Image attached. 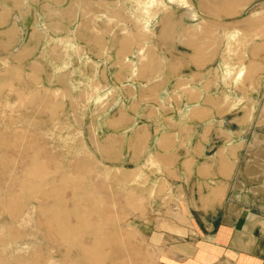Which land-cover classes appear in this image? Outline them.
Listing matches in <instances>:
<instances>
[{
    "label": "rangeland",
    "instance_id": "1",
    "mask_svg": "<svg viewBox=\"0 0 264 264\" xmlns=\"http://www.w3.org/2000/svg\"><path fill=\"white\" fill-rule=\"evenodd\" d=\"M112 1L110 16L101 1L91 2V17L84 11L91 36L107 34V46L98 48L100 40L93 39L87 48L82 43L76 49L82 58L63 65L57 64L56 44L54 57L39 45L43 35L37 22L47 15L45 2L0 1V15L11 17V23L20 20L13 34L15 48L4 42L5 34L10 38L9 27L0 31V200H9V191L20 193L17 180L26 181L27 171L36 166L59 189L43 198L25 194L22 201L13 196L12 205L0 204V258L6 264H96L84 256L85 248L94 251L92 260L100 264H159L140 218L152 212L154 203L174 198L166 190L178 183L168 177L177 165L160 155L157 140L176 130L195 138L217 139L220 134L217 128L205 130L199 121L206 116H197L198 108L184 107L185 100L176 94L180 85L187 91L184 81L174 89V74L188 73L194 80L200 76L197 68H186L191 57L202 59L200 70L213 73L206 89L215 118L225 123L238 116L252 119V138L257 140L252 181L264 189V0L205 1L201 13L191 0H172L175 19L184 29L177 40L180 48L174 50L163 47L159 38L152 49L154 34L145 26L152 23L155 0ZM61 5L70 9L72 1ZM138 6H145L139 14ZM30 39L35 48L25 49ZM71 47L75 50L76 44ZM153 53L161 57L159 64ZM223 60L226 85H243L252 70V97H246L250 114L240 109L247 106L238 104L239 99L215 96ZM241 69L245 75L239 78ZM176 108L182 112L176 114ZM157 186L161 193L153 192ZM62 213L68 214L65 223L77 238L71 252L66 250L72 248L70 241L44 224Z\"/></svg>",
    "mask_w": 264,
    "mask_h": 264
},
{
    "label": "crops",
    "instance_id": "2",
    "mask_svg": "<svg viewBox=\"0 0 264 264\" xmlns=\"http://www.w3.org/2000/svg\"><path fill=\"white\" fill-rule=\"evenodd\" d=\"M36 1L45 2L43 14H47L40 24L37 22V28H41L40 35H43V38L41 36L39 39V45H43L53 56L52 48L56 44L60 53V57L55 56L59 59L57 64L63 65L73 58L81 59L82 54L79 55L77 52L81 50L82 43L86 44L84 48H87L93 40L95 42L100 40L98 48L107 46L109 40L107 34L104 37L98 35L97 39L91 36V23L84 18V14L86 12L87 16L91 17V2L101 1L105 2L106 10L110 8L105 14L110 16L112 0H71L72 7L66 10L62 9L64 5H61V1L64 4L65 0ZM191 1L199 5L201 13L200 4L205 1L222 0ZM155 2L158 4L152 8V23L150 27L145 26L147 32L152 31L154 34L152 49L157 48L156 38H159L163 47L170 50L179 49L180 43L177 40L181 39L184 29H181L175 19L176 6L173 5L172 0H155ZM144 7L138 8V14L141 10L144 11ZM187 13L189 12L186 11ZM5 17L0 15V31L9 27L10 38L5 34L4 42L10 44L9 47L15 48L17 44H13L15 42L13 34L20 20L11 23V17L7 20ZM5 22L7 24H3ZM77 22L79 26L75 25ZM158 22L161 23L159 29H157ZM72 42L76 44L75 50L71 47ZM140 42L137 40V43ZM242 44L243 42H239V48ZM24 48H35L33 40L30 39ZM152 56L159 64L161 57L154 53ZM202 63V59L191 57V63L186 68H197L200 76L195 77L194 80L192 79L194 77L188 73L174 74L172 75L175 81L174 89L177 82L184 81L187 91L183 92L184 85H180L181 88L176 92L181 95L182 100H185L184 107L198 108L199 112H196V115L206 116L199 121L205 130L217 128L220 134L217 139L208 136L195 138V136L185 137L181 130H176L163 134L157 140L156 145L160 147V155L172 158L177 165L172 168V174L167 176L178 184H171L166 190V193L175 195L174 198L154 203L152 212L140 218L141 226H144V235L153 245V252L157 255L159 264H264V189H261L257 182L252 181V145L257 141L252 138V119L249 117L250 119L247 120L245 116H238L237 120L225 123L215 118V108L208 106L207 103L210 93L206 89L207 80L213 73L200 70ZM219 63L215 96L218 100L228 98L236 102L239 99L238 104L247 106L240 109H245L244 114H250L252 106L249 108L246 97H252V70L247 74L243 85L237 83V86V81L226 85L223 76L224 60ZM181 75L183 78H180ZM194 94L198 95L196 100ZM181 112L176 108V114ZM124 114L121 112V119L126 117ZM229 125L231 128L227 127ZM185 126L186 123L180 125L182 128ZM212 145H216V149H209ZM161 190V187L157 186L153 192L161 193ZM182 194L185 196L184 199L179 197L176 199V195ZM145 228L150 230L147 231Z\"/></svg>",
    "mask_w": 264,
    "mask_h": 264
},
{
    "label": "bare ground",
    "instance_id": "3",
    "mask_svg": "<svg viewBox=\"0 0 264 264\" xmlns=\"http://www.w3.org/2000/svg\"><path fill=\"white\" fill-rule=\"evenodd\" d=\"M240 1L241 0H237V2H240ZM244 75H245L244 69H241L240 72L238 73V77L242 78ZM37 170H38L37 166L35 168H32V170H28L26 173V175L28 176L26 181L24 180V181H21L19 183L17 180V184L19 186L20 193H14L13 194V191H9L8 195H6L8 197L7 199H9V200H7L6 202L3 200H0V204L1 205L6 204V206H8V203H10L12 205L14 202H16L15 199H17V201H22V196H25V194H28L31 197H34V195H35V197L39 196L40 198H43L42 196H46L47 194L50 195L52 193L51 191H53V190L58 191L59 190V189H57V187L54 186V184L52 182L50 183L49 181L44 180L45 176H48L49 174L45 173L46 175H44V178H43L42 174H39V172ZM35 178H36V181H35ZM31 179H33V181H31ZM69 187H72L73 190L75 189L74 186H69ZM13 196H16L17 198L13 199ZM61 215H60L61 217L59 215H56L55 217L48 219L47 221H45L44 224L47 226V229H49V228L54 229L56 236L60 237L65 242L70 241V243L72 244V246H71L72 248L71 249L69 248L66 250H67V252H71L74 248V243L76 242L77 238L75 236L73 227H71L67 223H65V221L67 220L68 214L62 213ZM83 254L85 257L90 258L91 262L96 263V264H100V261L92 260V257L94 255V251L90 250L89 248L83 249ZM38 257H40V256L38 255ZM71 262H70V264H74ZM0 264H6V263H4L2 261V259L0 258Z\"/></svg>",
    "mask_w": 264,
    "mask_h": 264
}]
</instances>
